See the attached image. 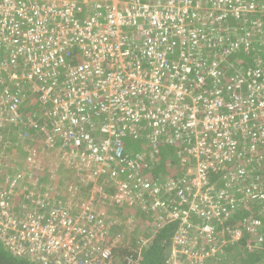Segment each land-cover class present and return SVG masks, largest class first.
Masks as SVG:
<instances>
[{
	"label": "built area",
	"instance_id": "1",
	"mask_svg": "<svg viewBox=\"0 0 264 264\" xmlns=\"http://www.w3.org/2000/svg\"><path fill=\"white\" fill-rule=\"evenodd\" d=\"M5 122L69 151L78 169L92 166L88 183L108 179L113 201L179 219L167 264L184 255L195 264L190 258L217 248L214 219L237 203L258 202L245 220L250 231L264 222V0H0V127ZM140 137L155 154L169 147L194 159L166 183L173 204L142 173L140 152L126 151L125 139ZM224 162L234 165L224 174L234 194L202 191ZM19 186L11 179L0 188V224L14 231L5 240L13 253L39 264H114L115 242L103 245L111 231L91 196L66 205L29 191L15 219L7 207ZM223 231L232 240L242 234Z\"/></svg>",
	"mask_w": 264,
	"mask_h": 264
},
{
	"label": "trees",
	"instance_id": "2",
	"mask_svg": "<svg viewBox=\"0 0 264 264\" xmlns=\"http://www.w3.org/2000/svg\"><path fill=\"white\" fill-rule=\"evenodd\" d=\"M37 105L26 109L27 112L29 113V109L31 108L38 111L40 104L38 103ZM21 128L20 125L16 126L12 122H5L0 127V184L4 183V181L8 183L11 179L20 182V186L13 189L16 192L13 191L10 194L13 201L11 198V204L7 207L9 215L15 219L19 218L18 216H22L20 209L24 198H26L25 195H28L30 188L34 190L39 188L40 192H44L46 186L48 189L50 184H56L58 190L63 191V193L57 194L59 197L57 200H63L60 201L61 203L67 200L65 202L66 205L68 204L67 202L72 200L82 201L81 196L83 195L86 199L92 195V204L95 208L100 210L101 203H105L104 205L110 204L107 208L108 213L104 212L107 215L106 225H108L111 232L105 236L103 245H111V242L114 240L115 246L111 248L114 264H167L166 260L170 255L173 232L180 223L179 219L168 221L165 216L166 211L159 207L142 208L136 203L128 205L124 201L119 207L120 204L113 201L110 196L116 193L117 188L109 185L111 182L108 179H104L105 186L97 188L96 190L100 191H96L93 190L90 184L84 185L85 180L83 181L81 177H78V174H76L77 177L75 176L74 170L76 169L72 171V174L79 189L76 197H70L71 193L68 190L71 181L74 179L73 177L67 182V187L59 189L63 183L61 181L64 180L61 171L67 170V166L61 161L57 164V167L53 166L55 170L47 166L48 161H51V163L57 161L55 157L49 159L48 156L54 147L48 146L44 142L43 136L41 137L31 127L25 130L27 135L23 137L20 134V131L23 132ZM145 132L146 130H141L139 136ZM130 143L135 144L137 150H131ZM162 148L164 152H162ZM126 151L128 153L140 152V163L143 165L142 173H145L149 181H155L156 184H160L161 193L159 195L161 199L167 205L173 204L176 195L165 191L166 183L172 173H175L174 178H179L184 175L183 173L186 170L193 169L194 159L190 158L182 161L179 158L180 155L177 153V149H169V147H159L158 152L155 154L150 144L141 137L131 140L126 145ZM184 153L182 151L181 155ZM29 163H32L33 166H28ZM36 167H39V169H36ZM232 169H234L232 163L224 162L220 170L212 174L211 180L202 186V191L205 190L208 194H214L218 188L224 187L229 192L228 190H231V188H228V184H226L228 180L224 178V174ZM6 173L11 175L7 176ZM19 175H21V178H19ZM29 179L33 182L32 184L29 183ZM40 183H45L46 185L39 186ZM209 185H212L211 188L206 190ZM88 193L91 195H88ZM103 193L104 195H102ZM60 202H56L55 205H59ZM251 203H237L239 206L232 208V214H227V216L221 215L220 219H223V222H220V219H214V238L217 241L216 250L214 252L208 250L209 253L202 257L190 258L192 262L195 264H264V222L261 227L253 232L247 228V222L245 221L250 214V207H252V205H247ZM254 204L256 203L254 202ZM23 210L26 214L29 208L27 207ZM42 211V208L36 209L38 214ZM193 220L197 221L200 218H194ZM157 224H160V226L156 227ZM222 226L228 227L231 230H241L242 234L240 238L232 240L229 232L223 231L220 233L219 230ZM153 228L155 231L151 235L150 233ZM193 232L195 233V231ZM12 233L14 231L5 230L3 225L0 224V264H39L38 259L34 256L28 254L18 255L11 251L9 246L5 244V240L11 237ZM258 236H261V241L257 240ZM145 239L147 240L144 241ZM197 239L199 241L202 240L199 235ZM205 248L208 249L209 246L206 244ZM185 257L188 258V256L184 255Z\"/></svg>",
	"mask_w": 264,
	"mask_h": 264
},
{
	"label": "rangeland",
	"instance_id": "3",
	"mask_svg": "<svg viewBox=\"0 0 264 264\" xmlns=\"http://www.w3.org/2000/svg\"><path fill=\"white\" fill-rule=\"evenodd\" d=\"M38 138V137H37ZM130 142V140H128V139H125V143H126V145H128V143ZM130 148H131V150H137V146L135 145V144H132V143H130ZM163 149V148H162ZM170 149V148H169ZM57 150V148L56 147H54V149L53 150H51L50 151V153L48 154V156H49V159H51V158H54L55 157V159H57V161L55 162V163H51V161L49 162L48 161V164H47V166L48 167H53V166H56V164H58L59 163V161L60 160H64V161H67V162H70V163H68L66 166H67V170H62L61 171V175L63 176V181H61V182H63L62 183V186H60V188L59 189H63V188H65V187H67V182L73 177V174H72V171L74 170V169H76V170H74V174H75V176H76V174H78V177H81L82 179H83V181H84V185L85 184H89L88 183V178H90L89 176H92L93 174V168H92V166H88V167H86V166H80L79 167V169H78V167L76 166V164H75V161H76V159H78V157L76 158V159H74V158H72V156L70 155V152L69 151H64V150H62V151H56ZM162 152H164V149L162 150ZM57 157V158H56ZM13 166H15V165H13ZM28 166H33L32 165V163H29V165ZM36 169H39V167H36ZM45 169V168H44ZM48 169V168H47ZM51 171V170H50ZM7 174V176H9V175H11V174H9V173H6ZM23 174V173H22ZM175 175V173H173V176ZM77 177V176H76ZM6 178H9V177H6ZM74 178V177H73ZM87 180V181H86ZM29 183H33L32 181H31V179H29ZM5 184H6V181H4V183H2V184H0V188H2V187H4L5 186ZM104 184V182H103V179H102V185L99 183V182H96V185H94L93 186V190H96L97 188H100L101 186L102 187H104L105 185H103ZM41 185H46L45 183H40L39 184V186H41ZM29 186V185H28ZM49 189H51V190H49ZM78 184L77 183H75V178L71 181V183H70V185H69V190H68V192L69 193H73L74 194V196H76L77 195V192H78ZM34 189L33 188H30V191H33ZM58 190V186L56 185V184H50V187H48V189H47V186L45 187V191L44 192H40V189L38 188V189H35L34 191H33V193H45V192H47L48 194H49V197L50 198H52V200H57L59 197H58V193H63V191H57ZM218 190V193L219 194H222L223 193V197H227V196H230V195H232V194H234V192H232L231 190H228L229 192H226V193H224L223 192V190H225V191H227L224 187L223 188H218L217 189ZM96 191H100V190H96ZM96 191H94V192H96ZM93 192V191H92ZM92 192H90V193H92ZM88 195H91V194H89L88 193ZM102 195H104V193L102 194ZM203 195V194H202ZM92 196V195H91ZM111 197H112V195H110ZM90 197V196H89ZM12 198V197H11ZM81 198H82V201L84 200V195L83 196H81ZM217 200V198L215 197V201ZM12 201H13V198H12ZM63 201V200H62ZM81 201V202H82ZM212 201H214V199H212ZM106 202V201H105ZM109 203V202H108ZM105 203H101V208H100V210L102 211L103 210V212L105 211L106 213H108L107 212V208L110 206V204H106V205H104ZM120 205H119V207L122 205V203H119ZM136 204L138 205L139 203H138V201L136 202ZM257 204H258V202H257ZM257 204H252V207H250V214L249 215H251L252 213H253V211L255 210V208H256V210L257 209H259L258 207L259 206H257ZM128 205H132V203L131 202H129L128 203ZM105 212L103 213L104 214V218H105V220H106V217H107V215L105 214ZM113 217V216H112ZM197 225H199V223H196ZM159 226V224H157L156 225V227H158ZM195 229H197V227H193V230H195ZM154 231H155V229L153 228V230H152V232L150 233L151 235H153L154 234ZM145 234V233H144ZM147 239H145L144 241H146ZM203 242H204V240H203ZM206 250V249H205ZM176 258V257H175ZM176 262L177 263H180V264H185V263H188V259L187 258H184V257H180V256H178V258H176Z\"/></svg>",
	"mask_w": 264,
	"mask_h": 264
}]
</instances>
